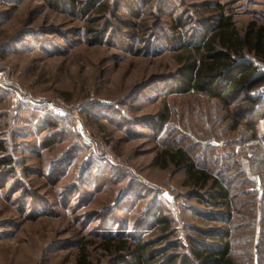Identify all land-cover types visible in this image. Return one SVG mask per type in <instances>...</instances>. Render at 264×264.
I'll list each match as a JSON object with an SVG mask.
<instances>
[{"label": "rangeland", "instance_id": "374dc122", "mask_svg": "<svg viewBox=\"0 0 264 264\" xmlns=\"http://www.w3.org/2000/svg\"><path fill=\"white\" fill-rule=\"evenodd\" d=\"M222 15L264 24V0H0V264H128L138 243L201 264L224 233L229 264H264V84L226 106L176 88L181 42Z\"/></svg>", "mask_w": 264, "mask_h": 264}, {"label": "trees", "instance_id": "16d2710c", "mask_svg": "<svg viewBox=\"0 0 264 264\" xmlns=\"http://www.w3.org/2000/svg\"><path fill=\"white\" fill-rule=\"evenodd\" d=\"M71 1L73 3L75 0ZM215 28L207 37L181 42L186 56L183 58V78L176 88L182 91L194 90L206 93L210 97L219 99L226 106L229 98L264 84V71L257 70L253 65V58L264 63V24L250 21L243 30H240L233 24L229 15H222ZM246 99L251 103L254 97L247 96ZM163 119L166 117L163 116ZM170 157L177 166L187 168L188 175L194 183L206 184L212 179L218 188L216 195L212 196V202L220 205L226 202L228 198L226 188L220 186L203 170L192 169V164L188 163L181 149L171 153ZM2 161L8 163L6 157L2 158ZM158 220L168 222L165 216H159ZM225 236L227 233H224L220 241L203 246L202 251L195 250L201 264L231 263L227 257L229 242L223 241ZM121 244L124 248L129 246L126 241ZM145 248L144 243H138L133 252L134 261L128 264H147L149 258ZM76 264L88 263L85 256L79 255Z\"/></svg>", "mask_w": 264, "mask_h": 264}, {"label": "built area", "instance_id": "2783aa9c", "mask_svg": "<svg viewBox=\"0 0 264 264\" xmlns=\"http://www.w3.org/2000/svg\"><path fill=\"white\" fill-rule=\"evenodd\" d=\"M243 264H248V262H246V263H243Z\"/></svg>", "mask_w": 264, "mask_h": 264}]
</instances>
